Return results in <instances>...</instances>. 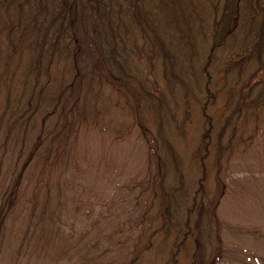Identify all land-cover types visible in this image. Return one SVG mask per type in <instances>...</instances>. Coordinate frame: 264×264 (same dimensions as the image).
<instances>
[{"label": "trees", "instance_id": "16d2710c", "mask_svg": "<svg viewBox=\"0 0 264 264\" xmlns=\"http://www.w3.org/2000/svg\"><path fill=\"white\" fill-rule=\"evenodd\" d=\"M154 53L166 62L169 93L148 84L145 59ZM217 74L223 87L216 86ZM220 92L227 108L246 107L248 122L264 119V0H0V150L55 165L72 130L104 129L122 94L120 112L143 116L150 109L157 120V134H150L157 212L127 264L149 257L179 264L187 247H193L189 264L212 262L203 219L214 208L206 201L219 196L231 137L228 114L210 110ZM178 93L185 102L176 118L169 102ZM195 115L199 138L193 150L181 151L177 139L194 142L186 126ZM5 207L4 198L1 224Z\"/></svg>", "mask_w": 264, "mask_h": 264}, {"label": "rangeland", "instance_id": "374dc122", "mask_svg": "<svg viewBox=\"0 0 264 264\" xmlns=\"http://www.w3.org/2000/svg\"><path fill=\"white\" fill-rule=\"evenodd\" d=\"M156 54L149 62L145 59L148 84L169 93L163 72L166 62L160 64L162 56ZM220 76H215L216 86L223 87ZM218 96L210 110L228 114L231 137L227 136L218 174L219 196L206 201L214 206L203 219L207 260L210 264H264V119L248 122L242 113L244 105L231 103L227 108V96L221 92ZM118 100L117 111L103 119L104 129L79 124L72 130L62 153L49 158L57 160L55 165L45 167L35 158L27 161L24 152L16 155L2 147L0 206L5 198L6 214L0 223V264H127L144 243L157 212L150 139V134H157V120L150 109L143 116L120 112L125 107L124 94ZM184 102L182 93L169 102L176 118ZM197 112L196 105L193 113ZM197 115L186 126V137L193 135L194 142L187 146L176 140L181 151L193 150L199 138ZM208 172L209 189L214 192V167ZM13 180L16 186L10 188ZM192 250H181L179 264H189ZM156 260L149 257L145 264Z\"/></svg>", "mask_w": 264, "mask_h": 264}]
</instances>
